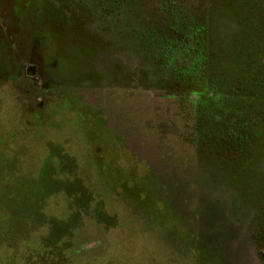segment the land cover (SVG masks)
<instances>
[{
    "label": "rangeland",
    "instance_id": "374dc122",
    "mask_svg": "<svg viewBox=\"0 0 264 264\" xmlns=\"http://www.w3.org/2000/svg\"><path fill=\"white\" fill-rule=\"evenodd\" d=\"M262 62L264 0H0V264H264V122L228 114L243 150L212 103Z\"/></svg>",
    "mask_w": 264,
    "mask_h": 264
},
{
    "label": "trees",
    "instance_id": "16d2710c",
    "mask_svg": "<svg viewBox=\"0 0 264 264\" xmlns=\"http://www.w3.org/2000/svg\"><path fill=\"white\" fill-rule=\"evenodd\" d=\"M173 1V0H170ZM185 1V0H184ZM180 3V2H179ZM181 6L182 4L180 3V5L176 8L178 11H175V15L170 14V13H165L167 15L168 18V23L169 20H173V17L175 16V18L178 16V19H188L189 17H187L186 15H184L185 13L183 11H181ZM163 9L166 11V9L163 7ZM240 15V14H239ZM203 17V16H201ZM166 22V20H165ZM186 22V20H185ZM184 22V23H185ZM205 20H203V24L201 25L199 24H189L186 22L185 25H182L181 27H172L170 28V32L173 35V40H171V45L174 44L173 42H176L177 45V49H179L181 51V57L183 59L184 62L188 61L187 66H182L181 69H178L179 74L177 75V77H179L180 80L185 81V80H189L192 81L193 78L194 80L197 81L198 79H203L201 77L203 71H204V67L206 66L207 62L204 57L207 53V47L208 44L205 41L204 37L202 39L199 38V36L197 34H202L204 35L206 32V28H205ZM167 23V24H168ZM174 24V22H173ZM171 25V22H170ZM169 29V28H168ZM248 37H253L251 32H240V35L238 36V40L241 43V47L246 51L249 50L250 47H252V43L250 41V39ZM242 38H246L245 40ZM254 38V37H253ZM192 42H194L193 47H191ZM239 43V44H240ZM226 44V43H224ZM230 47V45H228ZM239 47V45L237 44V41L235 42V48ZM222 50L224 48V45L221 46ZM192 51H193V56H192ZM206 51V52H205ZM258 69L257 72H254L252 70H250V68H248L247 64H246V74L244 77H240L238 84H235V91L237 92L238 90H243V88L247 91V94H244L246 96H243L240 93H237L236 96H239L240 99L235 98V102L237 105L231 104L229 102V100L227 98H223L222 95H218L215 99H213V104L215 105V107H217L216 109H218L219 112H221V115H219L223 121L225 122V125L223 126V128L225 129V132L227 136V138L232 137L233 141L237 140L240 141V143L243 145V150H244V145L246 143V141L249 138H253L256 131L259 130V126L264 122L263 119V115L261 116V112L263 111L260 107V104L263 102L264 100V63H258ZM206 69V67H205ZM181 71H184V73H181ZM195 72H198L199 74H201L200 76L196 77ZM179 80V81H180ZM248 80H254L257 84L256 85H251L249 83L244 84V82L248 81ZM250 98H256L257 102L256 103V107H255V111H253V114L249 113L248 110L244 111L242 109L239 108V104L240 103H244L246 100H248ZM233 110H235L236 112H234V116H235V123H233V125L231 126V128H236V129H240V130H245V129H252V133H253V137L252 134L250 135V137L244 136V134L241 136V138H239V135L237 133V131L235 132L232 131V129L230 130V117H228V114H233ZM254 115H257L255 117H253ZM223 116V117H222ZM227 122V124H226ZM229 122V123H228ZM236 142V141H235ZM257 247H258V255L264 260V213L261 215V217L257 220V229L255 231V235H254Z\"/></svg>",
    "mask_w": 264,
    "mask_h": 264
}]
</instances>
